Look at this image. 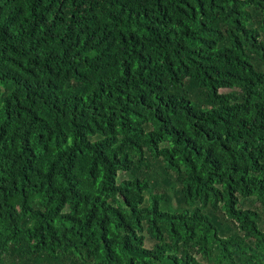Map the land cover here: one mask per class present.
Returning <instances> with one entry per match:
<instances>
[{
    "label": "trees",
    "instance_id": "trees-1",
    "mask_svg": "<svg viewBox=\"0 0 264 264\" xmlns=\"http://www.w3.org/2000/svg\"><path fill=\"white\" fill-rule=\"evenodd\" d=\"M0 264H264V0H0Z\"/></svg>",
    "mask_w": 264,
    "mask_h": 264
},
{
    "label": "rangeland",
    "instance_id": "rangeland-1",
    "mask_svg": "<svg viewBox=\"0 0 264 264\" xmlns=\"http://www.w3.org/2000/svg\"><path fill=\"white\" fill-rule=\"evenodd\" d=\"M119 176H121V174H118V177H119ZM257 251H258V253L263 254V251H262L261 249H258Z\"/></svg>",
    "mask_w": 264,
    "mask_h": 264
}]
</instances>
